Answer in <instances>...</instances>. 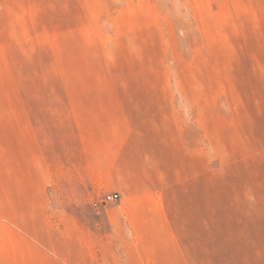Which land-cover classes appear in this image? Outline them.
Returning a JSON list of instances; mask_svg holds the SVG:
<instances>
[{
	"label": "rangeland",
	"instance_id": "rangeland-1",
	"mask_svg": "<svg viewBox=\"0 0 264 264\" xmlns=\"http://www.w3.org/2000/svg\"><path fill=\"white\" fill-rule=\"evenodd\" d=\"M0 264H264V0H0Z\"/></svg>",
	"mask_w": 264,
	"mask_h": 264
},
{
	"label": "built area",
	"instance_id": "built-area-1",
	"mask_svg": "<svg viewBox=\"0 0 264 264\" xmlns=\"http://www.w3.org/2000/svg\"><path fill=\"white\" fill-rule=\"evenodd\" d=\"M119 198V194L118 193H111V194H107L106 199L105 200H115Z\"/></svg>",
	"mask_w": 264,
	"mask_h": 264
}]
</instances>
